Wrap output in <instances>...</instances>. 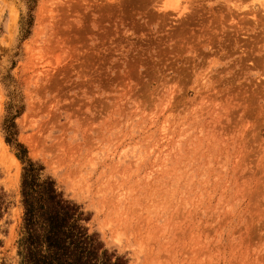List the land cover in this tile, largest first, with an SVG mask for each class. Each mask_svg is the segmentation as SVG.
<instances>
[{"label":"rangeland","instance_id":"1","mask_svg":"<svg viewBox=\"0 0 264 264\" xmlns=\"http://www.w3.org/2000/svg\"><path fill=\"white\" fill-rule=\"evenodd\" d=\"M9 116L125 264H264V0H0V264H21Z\"/></svg>","mask_w":264,"mask_h":264},{"label":"trees","instance_id":"2","mask_svg":"<svg viewBox=\"0 0 264 264\" xmlns=\"http://www.w3.org/2000/svg\"><path fill=\"white\" fill-rule=\"evenodd\" d=\"M15 127L14 117L9 116L4 124L6 141L15 144L23 164L21 264H125L123 257L106 248L98 233L90 232L83 208L59 190L44 164L29 157L14 137Z\"/></svg>","mask_w":264,"mask_h":264},{"label":"bare ground","instance_id":"3","mask_svg":"<svg viewBox=\"0 0 264 264\" xmlns=\"http://www.w3.org/2000/svg\"><path fill=\"white\" fill-rule=\"evenodd\" d=\"M4 146V145H3Z\"/></svg>","mask_w":264,"mask_h":264}]
</instances>
